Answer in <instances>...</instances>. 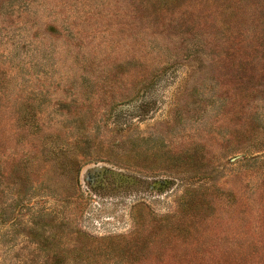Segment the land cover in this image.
I'll use <instances>...</instances> for the list:
<instances>
[{
    "label": "rangeland",
    "instance_id": "1",
    "mask_svg": "<svg viewBox=\"0 0 264 264\" xmlns=\"http://www.w3.org/2000/svg\"><path fill=\"white\" fill-rule=\"evenodd\" d=\"M0 264H264V0H0Z\"/></svg>",
    "mask_w": 264,
    "mask_h": 264
}]
</instances>
